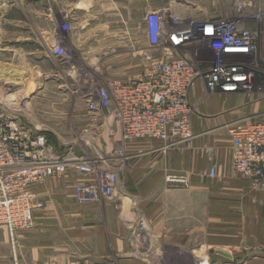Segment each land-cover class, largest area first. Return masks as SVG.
<instances>
[{
  "label": "crops",
  "instance_id": "0c3cea01",
  "mask_svg": "<svg viewBox=\"0 0 264 264\" xmlns=\"http://www.w3.org/2000/svg\"><path fill=\"white\" fill-rule=\"evenodd\" d=\"M259 4L264 7V0ZM97 5L101 7L97 9ZM119 13V0H48L46 29L31 25V35L14 37L8 50L12 57L26 51L38 67L49 63L47 75H63L70 65L75 68L71 70L74 75L81 65L122 69L110 76L102 73L103 82L126 79L132 74L124 68H136L140 63L131 50L112 53L106 46L87 45L91 38L112 32L111 21L118 20ZM61 14L73 20L74 30L56 23ZM243 25L257 34L258 84L248 91L211 92L197 79L188 93L194 140L169 148L160 140L124 142L105 113L91 116L83 96L84 109L80 105L74 108L72 114L77 118L72 127L81 128L83 116L89 115L100 128L97 147L108 153L118 141L128 155L111 161V167H117L114 191L108 199L77 204L73 185L94 176L71 167L34 185L38 205L32 211V227L12 236L0 225V264H264V189L251 186L234 170L227 133V126L233 123L264 126V17L263 21L247 18ZM60 34L68 37L65 49L69 59L50 52L53 39ZM42 38L45 52L39 49ZM92 52L96 54L93 58ZM110 125L113 137H108ZM57 138L64 148L83 151H79L84 148L82 139ZM99 163V168L105 169L106 165ZM211 166L213 176L209 175ZM168 175L183 176L188 182L169 183Z\"/></svg>",
  "mask_w": 264,
  "mask_h": 264
},
{
  "label": "built area",
  "instance_id": "2783aa9c",
  "mask_svg": "<svg viewBox=\"0 0 264 264\" xmlns=\"http://www.w3.org/2000/svg\"><path fill=\"white\" fill-rule=\"evenodd\" d=\"M234 8L233 17L201 21L183 19L168 9L148 11L143 19L147 43L131 47L132 56L140 61L138 71L88 90L84 95L88 112L92 117L105 113L124 139H157L168 145L188 140L192 136L188 93L197 79L211 92L254 88L259 70L257 34L243 23L247 18L262 17L259 0H234ZM50 52L63 60L70 58L59 38L51 44ZM92 122L95 125L84 132L100 129L94 119ZM227 133L234 170L251 186L264 189V126L233 123L227 126ZM84 138L85 145H92L94 137ZM59 149L38 126L30 127L0 107V225L6 226L10 235L32 227V211L38 205L32 187L69 167L95 175L93 180L73 185L77 204H93L111 193L116 166L111 167L101 155L92 159L71 147ZM99 161L112 170L98 173ZM209 175H214V167ZM166 181L184 183L185 178L168 175Z\"/></svg>",
  "mask_w": 264,
  "mask_h": 264
},
{
  "label": "rangeland",
  "instance_id": "374dc122",
  "mask_svg": "<svg viewBox=\"0 0 264 264\" xmlns=\"http://www.w3.org/2000/svg\"><path fill=\"white\" fill-rule=\"evenodd\" d=\"M93 1L97 2L101 0ZM127 1L132 2L133 6L127 7ZM47 2L48 0H0V107L8 113L16 115L30 127L38 126L39 132L43 133L50 143H52L50 139L54 142L56 141V146L54 145L56 149L60 150L59 148H64L61 144H58V136H61V138L69 136L70 139L79 138V140L82 139L81 142L84 148H80V150L76 148L77 151L83 150L86 157L92 159L101 155L111 166L112 160L128 156L124 151L123 144H119L118 141L113 142L110 151L104 153L100 146L97 147L96 143V138L101 132L93 130L84 132V129L94 126L91 123L92 120L88 119L89 115L83 116L84 125L81 128L74 129L71 123L73 119L77 118L76 115L72 114L75 110L74 108L80 105L84 109L82 100L87 91H94L96 87L104 83L100 79L102 73H107L110 76L116 74L118 68H85L79 65V70L73 75L72 71L75 68L73 65H70L63 75L62 72L47 75L45 74L46 67L51 66L49 63L38 67L35 66L37 64L36 59L30 58L31 56L29 55L31 54H27L26 51L12 57L11 52L8 50L11 44L9 41H12L14 37L31 35V25L35 24L40 28L46 29L48 23ZM100 7V5H97L96 8L99 9ZM132 7L134 8L131 9ZM129 9H131V12ZM159 9H168L183 19L199 21L209 17H233L235 15L234 0H119L120 15L118 20L111 21L113 31H109L108 35L96 36L95 39L91 38V41L87 45L92 48L100 45L106 46L109 52L113 49L112 53H123V50L130 51L132 45L135 48L144 47L147 43L143 25L144 16L150 10ZM259 9L262 12V17L257 19V21H263L264 7L259 4ZM105 21L103 20V22ZM72 22L73 20L64 14L56 17V23H59V26L67 31L74 30ZM95 22L99 23V20L96 19ZM68 25L70 27L66 28ZM57 38L61 39L64 47L67 46L68 37L65 34L55 36L53 41ZM38 43H40V46L38 45L39 49L45 52L47 45L44 38L38 40ZM257 51L258 46L256 56L259 64L260 60ZM90 55L92 58L96 56V54L93 55V52ZM12 60L14 63L5 64V62ZM136 66V68L124 69H126L125 71L130 70L133 75L139 69L138 65ZM113 70L115 73H113ZM118 70L121 71L122 69L119 68ZM253 83L254 87L258 84L256 81ZM64 127L71 129L63 130ZM112 127L110 125L108 128V137L115 135V131L111 129ZM89 136L94 137V141L92 145H85L83 143L84 137ZM120 139L124 142L135 140L124 139L121 132ZM192 139L194 140L193 132L188 140L191 141ZM167 146L168 148L172 147V145ZM102 163L104 166L106 165L105 169L99 168L102 165L99 162L96 164L98 173H105L111 169L106 162L102 161ZM119 164L122 167V164H124L123 160ZM93 176L95 178L94 174ZM116 181L117 174L111 193L102 198L108 199L111 197ZM187 182L185 179V182L180 184L186 185Z\"/></svg>",
  "mask_w": 264,
  "mask_h": 264
},
{
  "label": "trees",
  "instance_id": "16d2710c",
  "mask_svg": "<svg viewBox=\"0 0 264 264\" xmlns=\"http://www.w3.org/2000/svg\"><path fill=\"white\" fill-rule=\"evenodd\" d=\"M50 141L53 143V145L56 146V143H55L56 141L54 142V141H52V139H50ZM52 143H51V144H52Z\"/></svg>",
  "mask_w": 264,
  "mask_h": 264
}]
</instances>
